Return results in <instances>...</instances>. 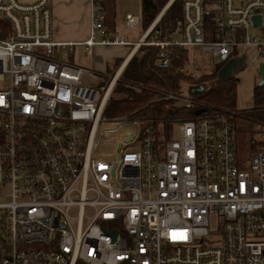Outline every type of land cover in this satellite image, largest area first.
<instances>
[{"label": "built area", "instance_id": "2783aa9c", "mask_svg": "<svg viewBox=\"0 0 264 264\" xmlns=\"http://www.w3.org/2000/svg\"><path fill=\"white\" fill-rule=\"evenodd\" d=\"M51 2L0 0V264H264V146L243 167L231 124L240 113L198 100L204 78L229 62L264 64V0H184L170 33L137 42L110 36L91 0L81 44L54 40ZM141 25L126 16V31ZM77 46L87 57L159 48L158 65L180 63L187 80L159 100L193 115L170 131L106 118L126 66L102 84L61 59ZM201 55L211 71L196 65ZM184 85L205 90L184 96Z\"/></svg>", "mask_w": 264, "mask_h": 264}, {"label": "trees", "instance_id": "16d2710c", "mask_svg": "<svg viewBox=\"0 0 264 264\" xmlns=\"http://www.w3.org/2000/svg\"><path fill=\"white\" fill-rule=\"evenodd\" d=\"M142 1V28L148 31L162 14L170 0H141ZM184 0H176L169 10L159 21L148 39H153L155 33L159 32L160 38L170 33L176 22L182 19ZM159 48L142 47L139 53L133 57L126 67L121 82L115 89L120 99L108 103L104 116L109 119L133 116L139 119H149L155 126L163 125L167 131L172 130L173 120L187 118L193 115L194 108H176L171 101L159 100L165 94L178 95L181 86L187 80L177 74L176 68L180 63L169 67L158 65ZM142 54V55H141ZM214 75L204 78L203 82H211L209 90L198 98L205 108L210 112L235 111L237 81L235 78L220 79ZM124 82H133L140 86L141 93L136 94L123 87ZM256 110L264 108V87L257 86L255 89ZM256 110L237 116L231 121L234 126L236 143L238 148L239 135L245 133L241 130L240 121L249 120L252 123L261 121V114ZM251 136V153L264 146V140L257 142V131L246 132ZM2 132L0 131V142ZM238 153V152H237ZM246 167V166H245Z\"/></svg>", "mask_w": 264, "mask_h": 264}, {"label": "rangeland", "instance_id": "374dc122", "mask_svg": "<svg viewBox=\"0 0 264 264\" xmlns=\"http://www.w3.org/2000/svg\"><path fill=\"white\" fill-rule=\"evenodd\" d=\"M171 2H172V0H170L168 5ZM120 7L122 9H124V13L130 12L136 16L142 15V1L141 0H121ZM166 7H165V9H166ZM131 34H132V32L127 34L126 37L129 38V36ZM78 54L79 55L76 54L74 58H73V54L71 56L64 55V56H61V59H63V61L67 64H71L77 68L90 70V71H104L108 67V66H106L104 68L101 67L100 63H102V62L98 63V60L96 59V57H94V58L93 57H87L82 52H78ZM194 54H195V56H197L198 51L195 50ZM205 57L206 56L201 55V59L196 58L198 60V63L196 65L202 67L204 70V72H202V73L211 71L210 69H208L205 66V59H203ZM103 65H105V64H103ZM108 65H109V68L107 69L108 71H106L105 73H97L99 75V77L101 79H103L102 84L104 82L109 83L111 78L114 76L116 70L118 69L120 62L117 63L114 61H109ZM111 65H112V67H111ZM125 71H126V68L122 72V75L120 77V82L122 80V77H123V74ZM212 75H214V73ZM212 75H210V76H212ZM217 75L219 76L220 79L235 78V80L237 81L235 111L237 113H240L239 116H241L243 114L245 115L249 112L256 110L257 105L255 102L254 92H255L256 87L259 86V84L261 82L259 66H255V67L245 66L242 68H235L229 62L228 64L219 68ZM118 82H117V84H119ZM207 82L209 83V85L211 84V82H209V81H207ZM209 85L206 86L207 90H209ZM116 87H118V85ZM116 87H115V89H116ZM123 87L125 89L131 91V92L136 93V94L141 93V91L138 92L137 90L136 91L134 90V87L139 88L140 86L135 85L133 82H124ZM183 87H184L183 95L189 96L190 94H189V91L187 90L188 86L184 85ZM203 88L205 90L204 86H203ZM115 89H114L113 96L110 99V101L120 99V95L115 93ZM241 117H244V116H241ZM121 118H123V117H121ZM240 122H241L240 123L241 130L244 131L245 133L240 134L239 138H238V155H239V158L242 162V166L245 167L247 165L248 160L250 159V157L252 155V153H251V142H250L251 136L248 135L246 132L248 130H250V131L254 130V131L259 132L255 136L256 139L258 140L257 141L258 143L260 141L264 140V139H262V138H264V132H263L262 128L258 127L257 124L252 123L249 120H241ZM158 127L160 128L161 125H158ZM112 128H116V127L114 125L109 126V129H112ZM121 131H124V127L118 128L117 134H120ZM173 136L174 137L178 136L177 128L174 129ZM112 139H115V138L112 137ZM110 148H114V145L111 143L108 146V149H110Z\"/></svg>", "mask_w": 264, "mask_h": 264}, {"label": "crops", "instance_id": "0c3cea01", "mask_svg": "<svg viewBox=\"0 0 264 264\" xmlns=\"http://www.w3.org/2000/svg\"><path fill=\"white\" fill-rule=\"evenodd\" d=\"M120 3L121 0H99L101 10L106 16L105 26L108 34L110 36L124 34L125 38L131 42L147 38L151 34L150 30L153 25L148 31H144L142 25L136 30L126 31L125 18L127 15L134 14L130 12L124 13ZM51 10L53 12L54 40L56 42L81 44L89 38L91 30V0H52ZM131 32L132 34L127 38L126 35ZM78 52H82L85 55L84 46H77L74 49L73 58L76 54L79 55ZM136 52L137 50L132 53L131 49L128 48L97 47L93 58L96 57L98 63L102 62L100 63L101 67L108 66L107 69L109 68V61L120 62L119 69L123 64L127 66L133 57L138 54L135 55ZM107 69L95 72L105 73L108 71Z\"/></svg>", "mask_w": 264, "mask_h": 264}, {"label": "water", "instance_id": "95a60500", "mask_svg": "<svg viewBox=\"0 0 264 264\" xmlns=\"http://www.w3.org/2000/svg\"><path fill=\"white\" fill-rule=\"evenodd\" d=\"M176 0H172V2L166 7V9L162 12V14L159 16V18L157 19V21L155 22V25H157L159 23V21L161 20V18L165 15V13L168 11V9L173 5V3ZM254 20H258V18H255ZM260 20V19H259ZM230 64L235 67V68H242L243 64H244V60H237V61H232L230 62ZM259 71H260V76H261V82L259 84L260 87H264V64H262L259 67ZM190 95L192 96H200L204 93V88L201 86L199 87H191L189 90ZM113 239L115 240L117 238V234H111Z\"/></svg>", "mask_w": 264, "mask_h": 264}, {"label": "bare ground", "instance_id": "6f19581e", "mask_svg": "<svg viewBox=\"0 0 264 264\" xmlns=\"http://www.w3.org/2000/svg\"><path fill=\"white\" fill-rule=\"evenodd\" d=\"M122 133H123V131L120 132V134H122Z\"/></svg>", "mask_w": 264, "mask_h": 264}]
</instances>
